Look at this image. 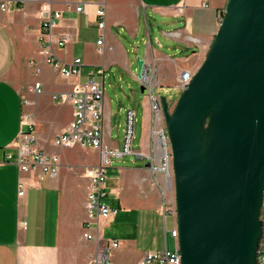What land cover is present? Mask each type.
Wrapping results in <instances>:
<instances>
[{
    "label": "crops",
    "instance_id": "obj_1",
    "mask_svg": "<svg viewBox=\"0 0 264 264\" xmlns=\"http://www.w3.org/2000/svg\"><path fill=\"white\" fill-rule=\"evenodd\" d=\"M45 2L63 15L54 31L52 45L42 39L40 9ZM228 2L11 0L10 12H4L0 7V264H95L94 258L101 251L108 254L110 264H138L147 252L168 246L166 219L171 218L173 229L178 221L172 215H164L159 189L151 184L148 162L137 157L140 161L138 167H121L114 177L107 178L108 195L103 202L115 214L109 221L92 224L91 232L97 239L84 238L88 219L86 201L91 185L84 169L98 166L101 153L93 149H67L53 145L57 135L72 122L74 109L71 105L56 103L52 96L70 91L76 83L86 82L89 74L100 68L104 69V74L96 79L104 89L108 81L112 87L118 84L121 88H130L135 83L142 86L138 76L139 58L146 62L145 75L150 67L154 70L157 87H176L184 71L195 74L204 63ZM100 4L106 7L103 30L99 28L100 18L97 17ZM78 5H86L85 11L77 12ZM150 21L151 32L147 34L145 24ZM142 31L145 36L140 38ZM61 34L71 37L65 48L55 42ZM102 37L103 46H98ZM134 40L146 42L142 55L134 46ZM45 46L51 47L54 57L40 53ZM55 58L64 63L82 59L81 76L63 78L53 67ZM36 82L43 86L40 95L29 90ZM114 102L105 93L103 140L109 148L121 149L124 136L120 143L112 140L116 118ZM174 102L168 101L170 108ZM26 112L35 115L41 151L57 155L61 170L58 177L46 180L40 187L28 185L25 195L20 197L21 177L24 176L28 184L33 183V178L22 175L14 162H7V156L12 155L13 161L17 159L14 143L22 130ZM142 133L136 150L145 154L157 152L159 138L153 134L150 102L145 108ZM159 178L163 182V176ZM121 212L134 215L144 226L151 224V228H146L147 234L161 237L164 234V247L161 244L146 250L140 238L124 237L119 241L120 247L112 249V240L103 238L101 226L116 221ZM158 218L164 219L163 226Z\"/></svg>",
    "mask_w": 264,
    "mask_h": 264
},
{
    "label": "water",
    "instance_id": "obj_2",
    "mask_svg": "<svg viewBox=\"0 0 264 264\" xmlns=\"http://www.w3.org/2000/svg\"><path fill=\"white\" fill-rule=\"evenodd\" d=\"M145 74L139 58L140 80ZM161 100L173 153L182 264H259L264 0H229L207 57L175 108Z\"/></svg>",
    "mask_w": 264,
    "mask_h": 264
},
{
    "label": "built area",
    "instance_id": "obj_3",
    "mask_svg": "<svg viewBox=\"0 0 264 264\" xmlns=\"http://www.w3.org/2000/svg\"><path fill=\"white\" fill-rule=\"evenodd\" d=\"M1 10L10 12L12 9L11 0H0ZM86 5H78L77 12H83ZM62 12L55 10L49 2H45L40 9V22L42 28V39L52 45L54 31L58 28L62 20ZM97 17L100 18L99 28L106 26V7L100 4L97 9ZM71 37L67 34L58 35L55 41L60 47L65 48L70 42ZM104 38L98 41V46H103ZM42 55L54 57L51 47L45 46L41 52ZM83 61L80 58L71 63H64L58 59L53 60V67L65 79L78 78L82 74ZM37 72V70H36ZM104 74V69L93 70L87 81L76 83L70 91L59 92L52 96L58 104L71 105L74 109L73 120L67 129L57 135L53 145L57 148L80 147L83 149L98 150L101 153V161L98 166L85 167L84 174L91 181L90 190L86 201V210L88 219L86 221V231L84 238L87 240L97 239L91 232L94 222L109 221L115 214V211L103 202L108 194L106 192L107 169L111 166L113 159L123 158L125 156H135L145 159L148 162V172L151 176L153 187L159 189L161 199V209L164 215H172L177 219V207L171 206L168 200L169 193L175 188L173 153L168 130L166 127L162 100L156 95L157 80L155 72L150 67L149 73L142 79V86L148 93L151 111L153 113V134L159 138V147L157 152L145 154L134 149L136 132V112L127 110L126 125L124 132L123 146L121 149L109 148L103 140L104 131V85L96 79L98 75ZM194 73L184 71L178 78L176 87L185 90L191 83ZM30 92L40 95L43 93V86L36 82L30 87ZM35 115L32 112H26L24 115L22 130L18 139L14 143L17 151V159L13 161L12 155L7 156V162H14L20 169L22 175H30L33 183L28 184L24 176L19 182V196L25 195V189L28 185L40 187L46 180L58 177L61 170V160L57 155L46 154L39 147V139L36 131ZM163 176V182L160 180ZM147 181V179H144ZM261 218L264 221V200L261 210ZM26 224L23 223L25 228ZM172 238L176 241L175 248L159 251L147 252L138 264H182V258L179 249V231L178 224L171 231ZM112 249L120 247V242L110 241ZM95 264H110L109 256L105 251H101L95 258ZM258 263L264 264V237L258 252Z\"/></svg>",
    "mask_w": 264,
    "mask_h": 264
},
{
    "label": "rangeland",
    "instance_id": "obj_4",
    "mask_svg": "<svg viewBox=\"0 0 264 264\" xmlns=\"http://www.w3.org/2000/svg\"><path fill=\"white\" fill-rule=\"evenodd\" d=\"M160 22V21H159ZM151 24H145V33L149 34L151 32ZM144 31H142V35L140 38L145 36ZM134 46L140 49V54L142 55L146 48V42L142 43L133 41ZM156 95L161 98H166L168 101L173 102L171 105V109H174L176 106L177 101L180 99L181 95L183 94L184 90H181L176 87H157ZM106 96L112 97L115 101V121L113 123V131H112V140L116 142H122L124 132H125V125H126V112L130 109H135L136 114V137L134 141V149H138L139 142L142 139V125L144 122V115H145V108L149 104V97L146 91L142 92V86L139 83H135L132 87L121 88L118 84L112 87L111 82H106V89H105ZM68 149V148H67ZM140 165V161L136 159L135 156H125L119 159H113L111 166L107 169V178H112L116 175V172L121 167H138ZM168 200L170 201L171 206H176V195H175V188L172 190L168 195ZM105 202L111 204V201L108 199H104ZM159 219V218H158ZM160 220V219H159ZM163 220L161 219V225L163 226ZM167 239H168V247L170 249L175 248L176 241L171 236L172 231V224L171 218L167 217ZM158 221V220H156ZM141 225L145 228H139ZM151 225V224H150ZM149 223L147 226L140 224L139 220L132 214H127L125 212H121L118 215L116 221H112L109 225H102L101 228L103 229V238L105 240H118L121 241L124 237L127 238H140L143 241V246L146 250H151L157 248L159 245H163L164 247V234L162 237L160 235H154V233H148L146 228H151ZM161 226V227H162ZM141 230H144L141 234Z\"/></svg>",
    "mask_w": 264,
    "mask_h": 264
}]
</instances>
